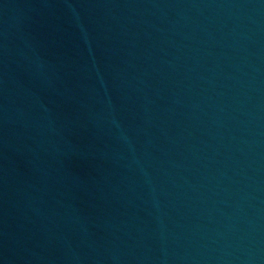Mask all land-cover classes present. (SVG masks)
I'll use <instances>...</instances> for the list:
<instances>
[{
	"label": "water",
	"instance_id": "95a60500",
	"mask_svg": "<svg viewBox=\"0 0 264 264\" xmlns=\"http://www.w3.org/2000/svg\"><path fill=\"white\" fill-rule=\"evenodd\" d=\"M0 264H264V0H0Z\"/></svg>",
	"mask_w": 264,
	"mask_h": 264
}]
</instances>
